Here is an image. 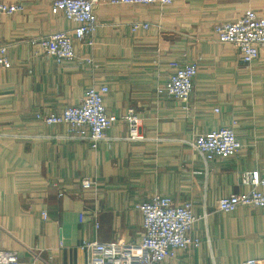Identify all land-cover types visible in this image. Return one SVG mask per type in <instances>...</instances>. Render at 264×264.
<instances>
[{
  "label": "crops",
  "instance_id": "crops-1",
  "mask_svg": "<svg viewBox=\"0 0 264 264\" xmlns=\"http://www.w3.org/2000/svg\"><path fill=\"white\" fill-rule=\"evenodd\" d=\"M53 1L0 0L23 7L0 15L10 61L0 69V252L17 253L20 264H86L83 240L139 243L135 206L160 195L191 203L198 220L190 235L201 241L163 264L264 261V209H217L219 199L249 190L242 174L264 178V48L244 67L236 49L212 34L214 25L247 11L264 16V0H172L169 6L97 0L93 45L73 39L76 58L62 64L29 44L74 29ZM132 23L149 28L134 33ZM190 63L198 72L187 101L157 93L174 69ZM101 86L109 90L108 114L137 116L141 141L130 140L129 126L119 121L92 149L60 139L65 126L35 119L77 106L88 88ZM222 127L232 129L242 150L205 164L190 144ZM84 178L94 182L91 189L82 188Z\"/></svg>",
  "mask_w": 264,
  "mask_h": 264
},
{
  "label": "built area",
  "instance_id": "built-area-1",
  "mask_svg": "<svg viewBox=\"0 0 264 264\" xmlns=\"http://www.w3.org/2000/svg\"><path fill=\"white\" fill-rule=\"evenodd\" d=\"M97 0H55L52 7L63 13L65 19L75 27L63 31L41 35L29 40L31 47L46 54L57 64L76 58L73 39L93 45V35L99 28L94 15ZM111 5L124 6H169L172 0H110ZM23 11L21 5L0 3V15L11 16ZM132 32L147 30V23H132ZM212 34L221 44L232 45L244 67H249L264 48V16L247 11L240 18L214 25ZM87 64H91L89 59ZM8 45L0 39V69H9ZM198 72L197 63L180 65L170 75L167 82L157 89L159 95L177 102L187 101L193 91V82ZM107 87L88 88L82 102L77 106H67L57 113L39 112L35 119L47 126L62 125L66 133L60 139L85 141L92 149L105 139V132L117 122L129 126V139L141 141L138 133V118L132 110L121 117L108 114L104 99ZM217 112V111H216ZM191 148L205 164L217 158L238 154L242 145L232 129L222 127L201 135L190 144ZM242 184L248 187L243 194L229 195L219 199L217 209L225 214L233 213L240 207L264 209V178L257 172L242 174ZM84 190L94 186L88 178L81 181ZM63 192L58 194L62 197ZM141 215L142 238L139 243L117 240L113 243H98L83 240L80 251L86 254V264H163L174 259L179 251L198 248L201 241L190 235L198 220L190 202L175 203L170 197L154 195L148 201L135 206ZM45 217V214L43 215ZM0 264H20L18 255L11 251L0 252ZM241 264H264L263 260L247 259Z\"/></svg>",
  "mask_w": 264,
  "mask_h": 264
}]
</instances>
